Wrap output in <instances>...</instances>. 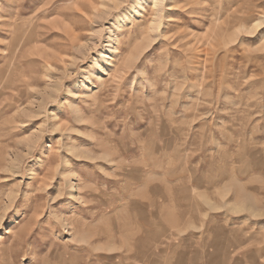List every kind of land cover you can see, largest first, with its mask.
Wrapping results in <instances>:
<instances>
[{
	"label": "rangeland",
	"instance_id": "obj_1",
	"mask_svg": "<svg viewBox=\"0 0 264 264\" xmlns=\"http://www.w3.org/2000/svg\"><path fill=\"white\" fill-rule=\"evenodd\" d=\"M262 21L0 0V264H264Z\"/></svg>",
	"mask_w": 264,
	"mask_h": 264
},
{
	"label": "bare ground",
	"instance_id": "obj_2",
	"mask_svg": "<svg viewBox=\"0 0 264 264\" xmlns=\"http://www.w3.org/2000/svg\"><path fill=\"white\" fill-rule=\"evenodd\" d=\"M156 3H159V2L156 1ZM159 4H160V3H159ZM156 5H157V4H156ZM159 9H160V8H159ZM138 11H139V10H138ZM241 17H242V16H241ZM241 17H240V18H241ZM262 18H263V17H262ZM239 22H240V21H239ZM241 22H242V19H241ZM260 22H261V21H259L258 23L260 24ZM262 22L264 23V21H262ZM240 24H241V23H240ZM254 25H255V24H254ZM261 25H262V24H261ZM259 27H260V25H259ZM255 28H256V26H255ZM252 29H253V27H252ZM258 29H259V28H258ZM258 29H257V30H258ZM261 29H262V28H261ZM255 31H256V30H255ZM250 32H251V31H250ZM256 32H257V31H256ZM71 151H72V150H71ZM0 208H1V207H0ZM3 210H5V209H3ZM4 213H5V211H4Z\"/></svg>",
	"mask_w": 264,
	"mask_h": 264
}]
</instances>
